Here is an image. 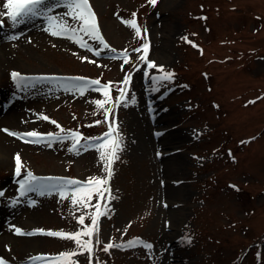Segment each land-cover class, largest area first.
I'll return each mask as SVG.
<instances>
[{
	"label": "rangeland",
	"instance_id": "obj_1",
	"mask_svg": "<svg viewBox=\"0 0 264 264\" xmlns=\"http://www.w3.org/2000/svg\"><path fill=\"white\" fill-rule=\"evenodd\" d=\"M56 2L49 0V5ZM5 3L0 0V13H5L0 16L1 34L14 27L17 40H22L25 31L20 28L30 20L42 24L44 32L33 39L30 50L22 54L19 48V55L12 52L18 63L0 78L1 90L24 115V124L4 123L1 132L7 133L5 128L20 133L60 132L41 115L55 120L65 130L62 135L72 130L95 138L108 131L103 112L93 103L104 99L102 91L88 90L81 96L61 87L68 81L56 80L22 88L11 79L13 71L27 77L25 72H62L99 79L104 85L112 82L113 102L119 95L116 86L122 87L127 74L132 76L128 97L134 96L136 102L115 111L124 139L110 181L116 199L109 204L110 217L100 218L101 244L92 264H159L164 257L171 264H264V0H158L155 7L148 0H90L105 41L116 53L127 50L128 63L123 57L113 59L116 53L83 33V39L101 55L68 38L52 36L43 17L13 25ZM66 11L58 7L50 15L75 25L63 16ZM132 13L150 42L148 60L174 72L172 81L157 85L151 77L160 75L159 71L139 60L143 53L134 49L142 48L145 39L136 37L122 22L131 19ZM144 114L146 118L141 117ZM138 119L149 124L145 139L156 144L151 151L142 146ZM98 120L100 124L95 123ZM18 140L28 147L10 152V164L0 166V191L4 192L0 209L20 207L31 213L27 223L13 226L14 234L16 228L74 233L83 227L78 223L81 216L90 225L89 213L95 209L74 207L70 195L61 199L56 192L43 196L32 192L21 197L17 179L12 180L10 191L2 183L13 177L12 159L17 153L26 168L40 177H71L81 182L103 177L95 148L77 154L69 151L72 141L67 139L51 145ZM157 188L171 190L173 196L161 198ZM178 189L181 195L174 193ZM96 202L93 196L91 204ZM160 208L166 214L176 213L180 227L170 229L163 219L156 222ZM162 232L168 234L164 239ZM35 236L42 238L28 251L18 248L0 256L10 264H21L37 255L76 250L73 241ZM135 238L152 244V249L103 251L107 243L126 244ZM73 259L89 264L87 253Z\"/></svg>",
	"mask_w": 264,
	"mask_h": 264
},
{
	"label": "snow or ice",
	"instance_id": "obj_2",
	"mask_svg": "<svg viewBox=\"0 0 264 264\" xmlns=\"http://www.w3.org/2000/svg\"><path fill=\"white\" fill-rule=\"evenodd\" d=\"M148 2L151 6L155 7L158 0H148ZM3 7L7 9L6 15L12 21L13 25L25 23L31 18L43 17L48 22L46 31L52 36L68 38L81 48L93 51L89 44L83 39V36H81V33H83L84 36L98 42L104 49H109L113 53H116V49L110 48L101 33L99 22L90 4V0H57L55 4L51 5H49V0H6ZM58 7L67 9L63 16L68 17L71 21H75V25L69 23L68 19L50 15L53 9ZM2 15H5V13H0V16ZM122 22L134 31L136 37L145 39L142 48L134 49V51L143 53L139 57V60L145 63L149 69H157L159 71L160 75L151 77L154 83L159 85L164 81H172L175 76L174 72L165 71L162 65L158 66L154 61L148 60L149 43L146 38L142 36L141 27L136 20V13H132L131 19ZM143 31L146 33L147 30L144 29ZM11 38L18 39L16 36ZM184 39L187 40V37ZM95 55L99 56L101 52L96 50ZM118 56L123 57L124 63L129 62V53L127 50H124L122 53H116L112 58L115 59ZM82 59L87 60V57H82ZM89 62L95 63V61ZM10 76L11 79L22 88L34 87V81L57 80L68 81L69 83H62L61 87H63L65 91L78 93L81 96L88 90L102 91L103 93V100L93 101L97 106V110L103 112L105 117L103 123L108 124V131L100 137H84L82 133L72 130H69L67 135H62L65 130L55 120H51L50 117L46 115H41L39 118L56 125V127L60 129L59 133L42 134L36 131L20 133L12 132L8 129L3 130L7 132L8 135L23 140L25 143H48L51 145L52 143L63 142L67 139L72 141V147L69 151L78 154L82 149L86 151L89 147H93L99 153L98 158L105 175L103 177H89L86 182L63 177L37 176L31 170H28L22 163L19 153L14 157L15 175L17 177H21V175L24 176L23 179L18 181L19 194L21 197L32 192H36L41 196L46 193L50 195L56 192L60 195L61 199H67L70 195L71 203L74 207L79 205L84 209L90 207L95 209L94 212L89 213L90 225L85 224L83 216L78 218V223L83 227L81 230L74 233L44 229H37L33 232L25 233L22 229L16 228L15 232L17 235L32 236L39 234L61 238L75 243V251L64 252L50 257L36 256L30 259V264H78L73 257L84 253L88 254L89 264H92V256L96 248L101 244L99 238L100 218L102 216L110 217L111 209L109 204L112 200L116 199L112 194L110 181L114 176L113 165L116 161L120 160V153L124 150V139L119 129V123L115 118V111L121 105L127 107L129 104H135L136 102L134 96L131 98L128 97L132 76L130 73L127 74L121 82L122 87L116 86L119 95L115 102H113L110 95V89L113 87L112 82H108L107 85H102L99 79H86L84 77H27L17 71L11 72ZM95 123L100 124L101 121L98 120ZM91 126L92 125H89V127ZM82 141H84L83 145L81 144ZM233 187L236 188V186ZM3 196L4 192L0 191V197ZM93 196L97 198V202L94 205L91 204ZM13 203H15V201H13ZM34 203L35 202H33V205ZM84 237H87V239H84ZM93 237H95V243L93 242ZM136 246H143L149 250L153 247L152 244L144 242L140 238H135L134 240L128 241L126 244L107 243L104 245L103 251L109 252V250L113 248H133ZM0 264H7V262L3 258H0Z\"/></svg>",
	"mask_w": 264,
	"mask_h": 264
},
{
	"label": "bare ground",
	"instance_id": "obj_3",
	"mask_svg": "<svg viewBox=\"0 0 264 264\" xmlns=\"http://www.w3.org/2000/svg\"><path fill=\"white\" fill-rule=\"evenodd\" d=\"M15 29L16 28L14 27L11 28L8 34H1L0 31V78L5 76V73L9 68H11L12 66L18 63L19 59H17L16 56L14 57L12 52L18 53L19 48H21L20 52L22 54L26 50H30L31 49L30 44L33 45L32 43L34 42L33 39L38 40L40 38V35L43 34L44 32L43 25L36 20H30L28 24L22 25V28L20 29L22 31H25V38L22 40L11 38L13 36H16L17 32ZM28 39L30 40V43ZM59 42L63 43L64 41L60 40ZM20 52L18 53V55L20 54ZM41 73H49V72H42V71L25 72V74H41ZM56 73L61 74L62 72H56ZM138 97L140 98V93H138ZM138 110L139 112L144 113L142 108L139 107ZM23 116L24 115L22 114V111L18 103L17 102L15 103L14 100H11L6 94H4V92L0 88V126L6 123L12 127H19L22 124H24ZM141 117L146 118V114H144ZM138 128L142 133L140 138L143 148H145L148 151H151V148H154L156 144L154 140L151 138H148V140L145 139L146 136L149 134V124L147 120L144 119L143 121H141L138 119ZM5 129H9V128H5ZM174 136H179L181 137V139H184V137H186L184 134H176ZM25 147L28 146L22 145V143L17 138L0 131V166L10 164L7 161V155L10 152L16 150L18 151L20 148H25ZM14 157L15 155L13 156L12 159V168L15 162ZM2 184L5 187L4 189H7L8 191H10L13 188L12 178L10 179L8 178ZM157 190L159 191V195L161 196V198H167L173 196L171 190L166 191L161 188H157ZM174 193L181 195L179 189ZM24 210H25L24 208H20V207H15L13 209L12 208L0 209V253H2L3 255L13 253V250H16L18 248H21L22 251L24 249L28 251L29 249L27 248H29L33 243L41 240L42 238V236H35V235L31 237H26V236L23 237L14 234V231H12L13 226L27 223L26 220L30 218L31 213L28 214V212H25ZM159 211L160 212L157 215L156 222L159 221V219H163V220H167V222L170 225V229H177L180 227L181 221L176 213L166 214L162 208H160ZM167 235H168L167 233L162 232L160 238L164 239L167 237ZM0 258H3V256H0ZM4 259L5 261L7 260L6 258ZM169 260L170 259L164 257V259L159 264H171Z\"/></svg>",
	"mask_w": 264,
	"mask_h": 264
}]
</instances>
